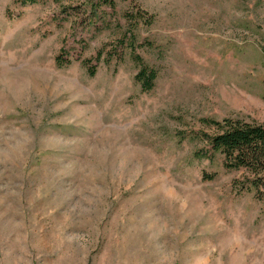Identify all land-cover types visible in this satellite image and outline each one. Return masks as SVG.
I'll return each instance as SVG.
<instances>
[{"label":"rangeland","instance_id":"1","mask_svg":"<svg viewBox=\"0 0 264 264\" xmlns=\"http://www.w3.org/2000/svg\"><path fill=\"white\" fill-rule=\"evenodd\" d=\"M24 1L0 0V264H264V197L202 136L264 124V0Z\"/></svg>","mask_w":264,"mask_h":264},{"label":"trees","instance_id":"2","mask_svg":"<svg viewBox=\"0 0 264 264\" xmlns=\"http://www.w3.org/2000/svg\"><path fill=\"white\" fill-rule=\"evenodd\" d=\"M33 1V0H26ZM113 0H103L112 5ZM57 63L61 65L59 59ZM94 75L95 68L88 69ZM154 71L141 69L136 75L143 89L148 91L153 86ZM214 127L212 134L203 133L211 155L218 153L223 158V167L228 171H242L243 180L233 184L238 190L254 192L259 199L264 197V124L247 123L229 118L221 121H210ZM207 152V151H206ZM209 178V177H208Z\"/></svg>","mask_w":264,"mask_h":264}]
</instances>
